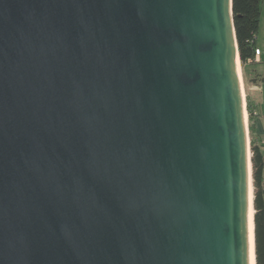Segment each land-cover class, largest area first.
<instances>
[{
	"label": "water",
	"instance_id": "95a60500",
	"mask_svg": "<svg viewBox=\"0 0 264 264\" xmlns=\"http://www.w3.org/2000/svg\"><path fill=\"white\" fill-rule=\"evenodd\" d=\"M237 61L232 0H0V264H249Z\"/></svg>",
	"mask_w": 264,
	"mask_h": 264
},
{
	"label": "trees",
	"instance_id": "16d2710c",
	"mask_svg": "<svg viewBox=\"0 0 264 264\" xmlns=\"http://www.w3.org/2000/svg\"><path fill=\"white\" fill-rule=\"evenodd\" d=\"M262 2L263 0H232L234 29L242 69L248 60L252 62L255 57ZM246 110L252 164L255 262L264 264V157L253 138V113L247 95Z\"/></svg>",
	"mask_w": 264,
	"mask_h": 264
},
{
	"label": "crops",
	"instance_id": "0c3cea01",
	"mask_svg": "<svg viewBox=\"0 0 264 264\" xmlns=\"http://www.w3.org/2000/svg\"><path fill=\"white\" fill-rule=\"evenodd\" d=\"M255 47L259 49L260 54L255 56L252 62L249 60L246 62L244 71L246 72L248 101L253 113L251 121L253 138L260 147L264 157V0L261 6V17Z\"/></svg>",
	"mask_w": 264,
	"mask_h": 264
},
{
	"label": "bare ground",
	"instance_id": "6f19581e",
	"mask_svg": "<svg viewBox=\"0 0 264 264\" xmlns=\"http://www.w3.org/2000/svg\"><path fill=\"white\" fill-rule=\"evenodd\" d=\"M237 70L239 74V80L241 81V87H242V79H241V68L239 66V62L237 61ZM242 89V98H243V105H244V92ZM246 112H245V119H246ZM248 157H250V153H248ZM250 168V164H249ZM250 172V169H249ZM249 208H248V237H249V264H255V255H254V238H253V214L254 210L251 207V201H252V187L249 188Z\"/></svg>",
	"mask_w": 264,
	"mask_h": 264
},
{
	"label": "rangeland",
	"instance_id": "374dc122",
	"mask_svg": "<svg viewBox=\"0 0 264 264\" xmlns=\"http://www.w3.org/2000/svg\"><path fill=\"white\" fill-rule=\"evenodd\" d=\"M241 66V64H240ZM241 79H242V88H243V92H244V100L246 99V95H247V91H246V72L244 71V68L242 69L241 66ZM245 107H246V100H245ZM246 115H247V110H246ZM247 127H248V117H247ZM248 140L250 142V136H249V132H248ZM251 155V152H250Z\"/></svg>",
	"mask_w": 264,
	"mask_h": 264
},
{
	"label": "built area",
	"instance_id": "2783aa9c",
	"mask_svg": "<svg viewBox=\"0 0 264 264\" xmlns=\"http://www.w3.org/2000/svg\"><path fill=\"white\" fill-rule=\"evenodd\" d=\"M259 54H260L259 49H256V50H255V56H258Z\"/></svg>",
	"mask_w": 264,
	"mask_h": 264
}]
</instances>
